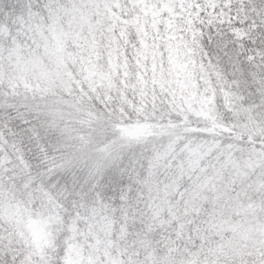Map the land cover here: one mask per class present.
Listing matches in <instances>:
<instances>
[{
    "label": "snow or ice",
    "instance_id": "obj_1",
    "mask_svg": "<svg viewBox=\"0 0 264 264\" xmlns=\"http://www.w3.org/2000/svg\"><path fill=\"white\" fill-rule=\"evenodd\" d=\"M0 264H264V0H0Z\"/></svg>",
    "mask_w": 264,
    "mask_h": 264
}]
</instances>
